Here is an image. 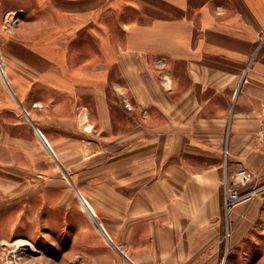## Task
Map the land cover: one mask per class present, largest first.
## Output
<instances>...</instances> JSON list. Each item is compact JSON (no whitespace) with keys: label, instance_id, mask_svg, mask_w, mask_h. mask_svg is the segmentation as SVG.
Listing matches in <instances>:
<instances>
[{"label":"crops","instance_id":"obj_1","mask_svg":"<svg viewBox=\"0 0 264 264\" xmlns=\"http://www.w3.org/2000/svg\"><path fill=\"white\" fill-rule=\"evenodd\" d=\"M74 13L67 14L72 23L58 14V36L46 37L51 30L41 20V69L31 79L41 90L30 99V73L21 72L17 94L61 169L75 175L78 192H105L108 216L100 221L107 232L113 224L119 233L145 229L155 234L166 264H177L197 248L172 251L169 232L189 238L215 222L225 173L245 166L264 177L257 142L264 0H107L99 36L93 8ZM77 16L85 18L83 41ZM20 57L11 54L17 65ZM2 110L6 128H25L0 134L21 159L6 157L0 182L9 181L5 169L15 166L38 169L45 178L52 169L46 145L32 147L38 135L27 130L17 105L5 117ZM81 175L89 176L86 183Z\"/></svg>","mask_w":264,"mask_h":264},{"label":"rangeland","instance_id":"obj_2","mask_svg":"<svg viewBox=\"0 0 264 264\" xmlns=\"http://www.w3.org/2000/svg\"><path fill=\"white\" fill-rule=\"evenodd\" d=\"M106 6L107 0H0V110L4 109L2 115L5 117V109L17 105L27 130H32L34 136L38 135L39 142L35 139L36 141L31 143L32 147L41 149L42 141L51 154L49 156L52 162V169L45 178L41 171L34 168L15 170V166L5 169L12 175L7 184V181L0 182V264L168 262V259L160 254L161 247L153 245L155 234H148L144 232L145 229L129 234L122 228L119 233L117 224H113V230L108 226L110 232H107L101 222L103 217L108 216L102 208L104 204L107 205L106 199H103L105 192H78L75 185L71 184L72 180L75 183V175L70 173L69 168L61 169L60 162H57L41 127L35 124L30 111L23 107L24 102L16 91L23 79L18 77L22 75L21 72L30 73V78L26 79L30 99L41 90V83L31 79H35L39 68L41 69L39 49L42 19L47 22L45 28L51 30L49 35H46V32L43 35L58 36V14L66 18V23H72L73 18L67 14L84 12L86 7L90 10L93 8V27L99 36L102 32L98 18L101 7ZM168 11L180 13L179 9L170 6ZM76 21L82 22L81 25L78 24L81 29L79 33H82L78 34V39L83 41L85 18L77 16ZM11 54L21 56L25 61L22 60L23 63L20 62L18 66L15 64L16 60L11 59ZM12 72L17 73L15 76L18 80L10 77ZM35 103L40 102L33 103V106L37 107ZM4 124L5 120H0V134H4L6 130L21 131L25 128H6ZM11 155H17L18 161H21L20 152L10 151L2 138L0 166L6 161V157ZM53 166L56 168L54 174ZM1 170H4V166L0 167V172ZM251 172L253 179L243 188V192L248 195L231 210L225 207V183L222 181L221 206L217 214L213 215L216 217L215 222L212 219L205 224L204 229L195 234L191 231L189 238H174L179 232H169V241L174 243L171 246L172 251L177 248H197L193 251L195 254L179 258L177 264H264V177L253 170ZM229 173L230 170L227 174ZM80 178L81 182L86 183L89 176L81 175ZM81 193L94 205L100 219L92 207L88 210L83 205ZM19 238L34 242L38 248L37 252L22 254L16 251L12 243ZM172 254L170 259L173 258Z\"/></svg>","mask_w":264,"mask_h":264},{"label":"built area","instance_id":"obj_3","mask_svg":"<svg viewBox=\"0 0 264 264\" xmlns=\"http://www.w3.org/2000/svg\"><path fill=\"white\" fill-rule=\"evenodd\" d=\"M37 107H42L41 103H35ZM257 142L260 146L264 147V115L261 116L259 121V127L257 131ZM225 173L224 185H225V207L227 210H231L237 203L245 198L248 193L243 192V188L247 186L253 179V173L245 166H241L229 174ZM30 241V240H29ZM15 246L16 251L22 252V254L37 252L38 248L31 241V245H18L15 241L12 243ZM23 258V257H22Z\"/></svg>","mask_w":264,"mask_h":264},{"label":"bare ground","instance_id":"obj_4","mask_svg":"<svg viewBox=\"0 0 264 264\" xmlns=\"http://www.w3.org/2000/svg\"><path fill=\"white\" fill-rule=\"evenodd\" d=\"M83 118H85V116H83ZM82 203L86 207V209H88V210H90L89 207H92L91 204L85 198H82ZM15 244L30 246L31 241H29L28 239H25V238H19L16 240Z\"/></svg>","mask_w":264,"mask_h":264}]
</instances>
